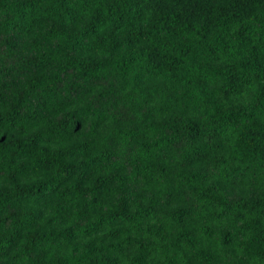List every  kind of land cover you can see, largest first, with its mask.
<instances>
[{
    "label": "trees",
    "instance_id": "16d2710c",
    "mask_svg": "<svg viewBox=\"0 0 264 264\" xmlns=\"http://www.w3.org/2000/svg\"><path fill=\"white\" fill-rule=\"evenodd\" d=\"M0 264H264V0H0Z\"/></svg>",
    "mask_w": 264,
    "mask_h": 264
}]
</instances>
